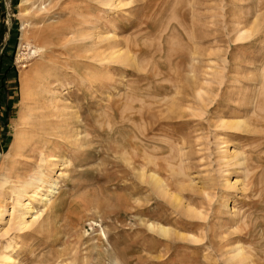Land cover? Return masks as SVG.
<instances>
[{
    "label": "rangeland",
    "instance_id": "obj_1",
    "mask_svg": "<svg viewBox=\"0 0 264 264\" xmlns=\"http://www.w3.org/2000/svg\"><path fill=\"white\" fill-rule=\"evenodd\" d=\"M1 206L18 264H264V0H0Z\"/></svg>",
    "mask_w": 264,
    "mask_h": 264
},
{
    "label": "bare ground",
    "instance_id": "obj_2",
    "mask_svg": "<svg viewBox=\"0 0 264 264\" xmlns=\"http://www.w3.org/2000/svg\"><path fill=\"white\" fill-rule=\"evenodd\" d=\"M107 1L110 2L111 0L110 1L107 0ZM245 33H246V30L240 32L239 35H237L238 40H239L240 37H242L243 35H245ZM106 49H108V47ZM111 49H112V47H111ZM113 50H115V49H113ZM108 54H110L109 55L110 58H116L117 60L119 59L120 61L122 59L121 56L123 55L122 54L120 56L119 51L110 52ZM125 55H123V57ZM107 58H108V56H107ZM42 92H43V90H42ZM30 95L32 96V94H30ZM44 98H46V97H44V95L42 93L40 94V93L34 92L32 98H31V107H28L27 108V115H28V117L26 116V118L24 120H22V126H24V128L23 129H20V134L22 136V139H24V141H23V143H19V139L17 138V141H16L17 144L15 143V145L12 146V151H15L17 148H20L18 150V152L20 153V155L21 154H24V151L26 149L25 148V145H26L27 142H29L31 140V139H29V136L28 135H27V137L25 136L29 132V127H33V124L31 123V120H33V119L36 120L37 118H40L41 119V118H43L46 115V113L43 112L44 111V108L42 107V105L44 103ZM38 103H42V104L39 105V106H37ZM24 107H26V106H24ZM54 116L56 117L55 114H54ZM29 119H30V121H29ZM239 124H241V121H237V122H234V123L230 124L231 125L230 127L235 129V128L238 127ZM36 125H37V123L35 124V126ZM25 126L28 127V130L25 129ZM44 129H46V128H44ZM31 137H32V135H31ZM6 155H8V154H6ZM149 178H150V182H151L152 186L156 190H159L160 192L159 191L158 192L160 194L164 195V193H166L165 192V189H164L165 187L163 186V184L161 183V181L157 177H155L154 175H150ZM37 183H40L42 185V188H39V189L37 188V190H34V192L32 191L33 193L29 196V199L30 200L37 199V200H39V202L42 204L43 207L44 206L46 207V204L50 201L51 197H53L54 194H56V190L58 188L57 180L56 179H49L47 177L44 178V176L39 175V174H36L30 180L24 181L22 183V185L20 184L19 187H17V186L16 187H13V191L16 194L15 205L12 208V212L9 214L10 215L9 217H11V218L9 220H7L6 223L13 225L14 229H16V231H18V232L21 231V230H23V229H25L28 225H30L32 222H34V220L37 218V216H35V214L37 213V211L36 210L35 211L33 210L32 206H31V203L22 199L23 195L26 193V190L33 188V186H35V184H37ZM42 191H44V192H42ZM187 211L189 212V211H192V210L189 209ZM6 212H7V210H6L5 206H1L0 207V220H3V216L6 215ZM188 212H187V214H188ZM190 216H192V215H190ZM193 217H194V214H193ZM28 219H30V220H28ZM164 230L165 229H163V230L160 229V232L161 233H165ZM244 254L242 253L241 247L238 246L236 248V252L234 253V255L232 254L228 258H231L232 257V259L236 261V262L234 261L235 263L243 264V262L247 259V256H245ZM0 264H18V262H17V260L12 255L0 254Z\"/></svg>",
    "mask_w": 264,
    "mask_h": 264
}]
</instances>
